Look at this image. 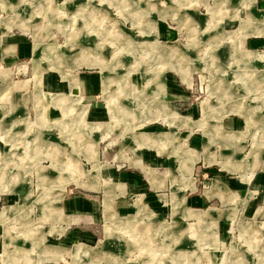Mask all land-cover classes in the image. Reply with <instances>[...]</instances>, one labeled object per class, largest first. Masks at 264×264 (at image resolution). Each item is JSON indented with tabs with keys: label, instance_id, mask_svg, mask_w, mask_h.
<instances>
[{
	"label": "rangeland",
	"instance_id": "rangeland-1",
	"mask_svg": "<svg viewBox=\"0 0 264 264\" xmlns=\"http://www.w3.org/2000/svg\"><path fill=\"white\" fill-rule=\"evenodd\" d=\"M163 26L175 32L162 33ZM0 27L12 35H25L31 43L29 53L14 47L13 55L0 60V74L7 71L0 76V264H264V210L256 212L258 205L264 208V185L255 184L264 171V82L250 72H264V4L259 0H0ZM224 48L226 62L217 56ZM80 70H102L103 88L93 103L110 107L112 119L122 122V134L154 124L176 131L171 123L180 118L186 123L185 117L200 116L203 108L209 114L219 101L226 116L251 114L252 127H258L254 145L250 150L253 137L248 136L238 156H244L240 160L249 167L257 160L250 174V197L259 199L256 207L217 229L211 210L186 216L178 199L174 208L171 201L161 213L166 220L157 215L161 210L138 200L137 210L131 206L125 212L131 215L111 214L109 221L91 222L90 236H84L78 227H84L87 220L82 215L92 207H83L81 197L99 194L91 187H98L100 179L99 162L94 161L98 148L90 136L103 146L111 135L97 131L102 125L93 121L102 119H92L84 105L89 103L90 108L92 99L87 93L81 98L73 75ZM45 71H59L77 91L67 94L46 86ZM162 71L166 78L176 76L178 85L165 84L162 89L157 77ZM159 99V115L171 125L164 118L146 123L159 116L151 111ZM110 119L108 114L105 121ZM247 128H251L248 120ZM191 129L192 123L180 127L185 132ZM185 142L191 143V137ZM87 151L93 152L90 159L82 156ZM230 155L225 151L218 159L237 160ZM183 158V168L191 173L197 153L187 150ZM242 165L228 167L243 175ZM126 167L125 163L122 168ZM175 212L194 222L180 224ZM70 215L78 216L75 223L67 224ZM8 236L12 254L6 251Z\"/></svg>",
	"mask_w": 264,
	"mask_h": 264
},
{
	"label": "crops",
	"instance_id": "crops-1",
	"mask_svg": "<svg viewBox=\"0 0 264 264\" xmlns=\"http://www.w3.org/2000/svg\"><path fill=\"white\" fill-rule=\"evenodd\" d=\"M255 1L256 0H254V2ZM259 1L260 4H264V0ZM233 5V3L228 2V6L233 7ZM253 11L254 13L259 12L256 8V4L253 7ZM226 13L229 14L231 12L228 10ZM210 27H213V24H211ZM160 28L162 33L167 35L175 32L165 26ZM159 42L161 44H170L169 41H158V43ZM252 42L254 44L258 41L252 40ZM256 44L260 43H255L254 45ZM30 45L31 43L25 35L16 33L12 35L9 30L6 31L3 27L2 29L0 27V60L8 54L13 55L10 53L11 48L14 50V47L19 51H23L25 54L27 52L29 53L30 48L28 47ZM169 47L176 49L172 46ZM210 48H212V51L215 49L214 46ZM225 50L227 49L224 48L222 52L221 49L217 51V56L219 59L222 58V62H226ZM251 68L252 66L250 65L249 70ZM2 71L5 72V74H0L1 77L7 75L6 70ZM101 72L100 70L94 72L86 70H80L77 73L73 72V75L77 77L80 95H82V93H87L90 99H92L90 108L89 103L84 104L87 105L90 116L92 119H102L100 121H93L99 122L102 125L97 131L100 132L104 129L103 132L106 133L104 137L111 135L108 142L106 141L103 146L100 145V139L96 140L93 138L92 134L90 136V140L92 139L91 143L93 145L96 143L98 148L96 153L97 160L94 161L97 163L99 162L100 179L98 187H91L98 188L99 194H94V196L93 194H88V196L84 195V197H81L83 207H92L86 212L87 214L85 213V215H82V217L84 216L87 220L86 223H83L84 227L82 224H79L82 227H78V230H83L82 234L84 236L86 234L90 236L91 222L97 223L102 220L109 221L108 219L111 214L116 218L131 215L125 214V212H128L131 206V209L137 210L138 200H142L147 208L150 205L161 210L160 214H156L162 218L165 217L162 216L161 213H164V210L168 208L170 202L172 201L174 208V203H176L178 199L183 201V203L179 205H182L181 209H185L184 215L186 216L190 215L193 211L211 210L212 217L217 219V229L220 224L227 226L228 222L237 219L241 215L250 214L252 209L256 207V202L259 201V199H253L255 196H253V198L250 197L252 187L250 183V174L257 160L254 167H249L240 160L244 156L240 157L238 154L240 155L242 148L245 146L247 137H253V133L258 132V127L247 128V120L244 112L239 113L240 115L230 114L226 116V114H228L227 109L222 107L223 103L219 101L218 103H213L209 114H205L203 108L200 116L198 115L194 118L184 116L187 120L186 123H183L184 118H180L176 120L175 123H171L173 124L172 126H177L176 131L165 130L160 125L154 124L149 125V127H144L142 131L136 132L135 128V130L129 134H122V126H119L122 122L112 119L110 107H103L100 102L93 103V100L100 95V93L97 94L98 91L103 88V73ZM250 72L258 74L257 78L264 82L263 71L259 73L251 69ZM247 75L246 77H248ZM42 77L45 79L46 86H50L57 90H66L68 92L67 94H72V89L73 91L78 89L76 87L72 88L70 79L64 78L59 71L56 73L45 71ZM157 77H161L162 79V89L165 88V84H171L173 86L178 85L177 77L172 75L166 78L165 71L159 73ZM250 78L254 79V76L251 75ZM256 86L257 85H254V87ZM263 87L264 86H262V88ZM163 97L165 98L164 100L168 102L164 92L162 93V98ZM81 98L83 99V95ZM160 101L161 99L158 100L157 108L153 107L151 109V111H154V116L159 115L158 107L160 106ZM169 102L176 107L172 101ZM229 104L228 102L227 107ZM176 108L179 111L180 108ZM19 109H21V107H19ZM108 114H110L111 119L105 121ZM159 118H164L169 121L166 116L159 115L146 123L154 122ZM6 121L7 123L11 122V120ZM86 123L92 122L88 121ZM86 123L84 124L85 126H87ZM187 123H192L193 129L186 132L180 131V127L187 125ZM113 132L116 134H111ZM89 134L90 133H88V137ZM188 136L191 137V143L189 144L185 142V137ZM88 137L86 136V138ZM119 138L122 139L118 141ZM146 138L147 141H145ZM258 138L262 139V135ZM2 140L4 139L2 138ZM254 141L253 137L250 150L253 148ZM4 142L6 141L4 140ZM187 150H193L197 153V159L192 165L191 173L188 171L186 172L183 168L185 160L183 155ZM225 151L227 155L231 154L230 156L232 157L237 156V160L232 161L230 158L226 160V157L223 160H219L218 157H223L222 154H224ZM66 153L71 157L69 151ZM85 153H82V156L88 159H90V156L93 154L92 151H87ZM62 154L65 155V153ZM125 163L129 167L122 168ZM240 163L243 164L241 170L239 169L243 175H235L233 171H237L238 169L233 170L228 166L230 165L232 167ZM219 164H221V166H219ZM258 179V183L255 184L257 187H261V185H264V171L259 174ZM84 184H86L85 180ZM131 199H133L134 202H131ZM261 207L262 210H264L263 206L258 205L256 210L257 213ZM175 213L178 216L177 219L180 224L194 222H187V217H181L179 213ZM74 216L72 215L71 217L70 215L67 217V224L75 223L74 221L76 218H74ZM87 235L86 237H88ZM12 264L15 263L12 262Z\"/></svg>",
	"mask_w": 264,
	"mask_h": 264
},
{
	"label": "bare ground",
	"instance_id": "bare-ground-1",
	"mask_svg": "<svg viewBox=\"0 0 264 264\" xmlns=\"http://www.w3.org/2000/svg\"><path fill=\"white\" fill-rule=\"evenodd\" d=\"M123 1V0H122ZM80 8V7H79ZM59 12V11H58ZM57 12V13H58ZM64 12V11H63ZM63 12L61 13V14H63ZM58 14H60V13H58ZM73 14V13H72ZM76 16V15H75ZM59 17V16H58ZM95 21V20H94ZM69 26V25H68ZM81 40V39H80ZM84 50V49H83ZM37 54H38V52H37ZM40 54V53H39ZM258 79V78H257ZM247 114V120H248V126H250V127H252L253 125H254V121H253V118L251 117V114H248V113H246ZM190 215H192V214H190ZM259 231V230H258ZM257 232V231H256ZM259 233V232H258ZM150 235V234H149ZM9 237V236H8ZM261 238H263V237H261ZM145 239V238H144ZM17 243V242H16ZM7 246H6V251L10 254H12V253H14L13 252V246H12V244L10 243V237H9V243H7L6 244ZM10 246H11V249H9L10 248ZM178 254V253H177Z\"/></svg>",
	"mask_w": 264,
	"mask_h": 264
},
{
	"label": "water",
	"instance_id": "water-1",
	"mask_svg": "<svg viewBox=\"0 0 264 264\" xmlns=\"http://www.w3.org/2000/svg\"><path fill=\"white\" fill-rule=\"evenodd\" d=\"M75 91H77V90H75Z\"/></svg>",
	"mask_w": 264,
	"mask_h": 264
}]
</instances>
